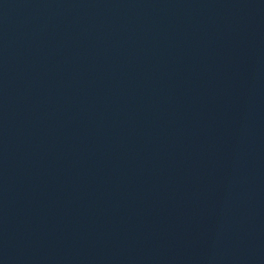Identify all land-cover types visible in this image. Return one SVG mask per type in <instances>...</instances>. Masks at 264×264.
<instances>
[{"label": "water", "instance_id": "obj_1", "mask_svg": "<svg viewBox=\"0 0 264 264\" xmlns=\"http://www.w3.org/2000/svg\"><path fill=\"white\" fill-rule=\"evenodd\" d=\"M0 264H264V0H0Z\"/></svg>", "mask_w": 264, "mask_h": 264}]
</instances>
